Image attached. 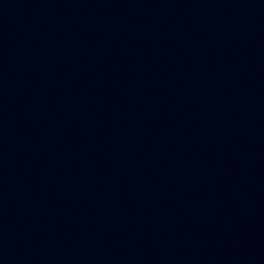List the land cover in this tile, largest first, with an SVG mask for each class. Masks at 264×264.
Wrapping results in <instances>:
<instances>
[{"label":"water","instance_id":"95a60500","mask_svg":"<svg viewBox=\"0 0 264 264\" xmlns=\"http://www.w3.org/2000/svg\"><path fill=\"white\" fill-rule=\"evenodd\" d=\"M0 264H264V0H0Z\"/></svg>","mask_w":264,"mask_h":264}]
</instances>
